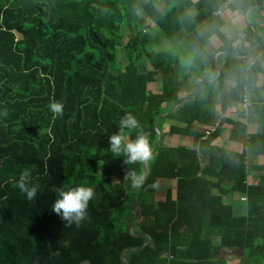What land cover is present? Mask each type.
Masks as SVG:
<instances>
[{"label": "trees", "instance_id": "trees-1", "mask_svg": "<svg viewBox=\"0 0 264 264\" xmlns=\"http://www.w3.org/2000/svg\"><path fill=\"white\" fill-rule=\"evenodd\" d=\"M155 1L0 0V264H124V249L128 264H228L222 249L242 250L236 264H264V175L247 183L245 149L211 147L221 127L231 126L232 140L245 133V146L264 154V134L249 130L253 115L264 126V55L248 69L264 48L246 60L218 56L221 74L208 83L217 76L216 52H241L222 37L224 21L215 15L225 0H162L163 10ZM263 4L242 0L240 11ZM131 28L135 32L126 35ZM247 28L243 56L264 43ZM214 37L222 44L212 47ZM165 41L170 46L161 48ZM192 79H204L195 84L196 98L175 110L174 120L185 126L169 132L192 137L193 147H164L162 132L148 160L149 174L134 192V179L145 174L144 160L126 162L123 152L111 150L108 137L123 131L135 140L143 131L152 146L157 118L193 96ZM244 89L252 102L246 122L241 110L232 121L212 109L202 122L201 108L215 90L223 114L240 104ZM53 101L63 104V115L51 111ZM126 113L135 116L138 128L121 129ZM194 121L218 123L219 129L203 139L205 131H196ZM201 156L208 159L204 166ZM29 166L40 185L32 201L17 187ZM162 180H176L175 193L167 189L156 201ZM79 184L94 186L95 193L89 218L69 226L51 210L55 189ZM238 195L245 199L244 211L222 201Z\"/></svg>", "mask_w": 264, "mask_h": 264}, {"label": "crops", "instance_id": "crops-1", "mask_svg": "<svg viewBox=\"0 0 264 264\" xmlns=\"http://www.w3.org/2000/svg\"><path fill=\"white\" fill-rule=\"evenodd\" d=\"M241 2L242 0L235 2L234 4L225 8L221 14V18L224 21V25L221 28V33L223 35L222 37L232 42V45H231L232 48L234 47L236 50H239L238 48L240 47L241 52L239 54L231 53L232 55L237 56V57H244L243 54H245L246 51H248L246 47V43L242 42L244 41V39L245 40L249 39V35L247 33L248 25H251L255 29L256 33L261 38H263L261 35H264V9L259 8V10H255L256 8L254 9L250 7L245 12H242L240 11ZM210 44L212 47H215V46L221 45L222 41H220L217 37H214L212 38ZM260 59H261L260 57H256L255 61L256 60L258 61ZM258 75L260 76V74ZM192 81L193 79L189 81V89H192V86L194 84V82L192 84ZM207 81H210V80H207ZM208 83H212V82H208ZM230 87H231L230 84L227 85L226 91L230 90ZM207 89L205 90V92H207ZM184 95L185 93L181 94L180 96L182 97ZM207 103L208 104L204 105L201 108V118L200 119L202 120V122L204 120V117H206V115L209 114V111L211 109L214 111H218V113L221 114L222 118H226L232 121H237L238 118L240 119V115H239L240 109L238 107L239 106L238 104L237 106L229 107L226 110V112L222 114L221 106H220V97H219V94L216 92V90L213 92L212 96L209 99V102ZM257 117H258L257 115H253L252 121H249V124H252V127L249 130L250 132H253V133L255 132L259 134H264V126L260 124V122H257L259 121ZM250 119H251V116H250ZM168 120H169L167 121L168 123H165V124L163 123L164 139L162 141V145L164 147H173V148H176V147H184L187 149L192 148L194 145L192 137L185 136V135H179V134H171L169 132V129L171 127H181L182 128L185 126V124L182 122L176 121V120H170V119ZM216 124L218 123L211 125V124H202L201 122H198V121L193 122V126H194V129H196V131H205L207 129L208 130L214 129L215 131L216 128L219 129L218 127L215 128ZM231 128H232L231 126L229 128L228 126H222L221 130H219L220 133L215 138H213L211 142V147H218V148L223 147L224 149H228L230 151H234L237 153H240V152L242 153L243 149H245L246 160H247V157H250L251 159H254V160H251L252 163H256V162L258 163L257 167L254 164L250 165L248 164V162L246 163L247 181L252 180L253 177L264 175V174L257 175V173H252V172L258 171L260 165L264 163V154H261V155L254 154V152H252V147L248 143L245 146V141L247 138V135H245V133H242V132L239 133L236 139L232 140ZM225 143H227V145ZM201 160H202L203 166L208 163L207 157L201 156ZM199 176L200 174L198 175V177ZM175 188H176V180L159 181L157 184L156 193H155L156 201H160L161 200L160 197L164 199L167 189H171L172 195H174ZM218 193L219 192L217 189H213V194L217 195ZM233 197L237 198L241 196L238 195V196H233ZM231 199L225 198V200L222 199V201L225 203H232ZM232 205L237 207L235 208L236 211H239L237 210L238 207H243L241 206V204H238V203H232Z\"/></svg>", "mask_w": 264, "mask_h": 264}, {"label": "clouds", "instance_id": "clouds-1", "mask_svg": "<svg viewBox=\"0 0 264 264\" xmlns=\"http://www.w3.org/2000/svg\"><path fill=\"white\" fill-rule=\"evenodd\" d=\"M49 107L54 114L63 115V104L61 102L53 101ZM2 114L7 115V110L5 109ZM120 126L122 130L125 128H138L139 122L133 114L126 113L120 118ZM108 141L111 150L117 154L123 152L128 163L152 158L149 137L143 131L137 135L135 140H128L124 132L121 131L110 135ZM33 167H24L17 181L19 191L29 201L34 200L40 191L39 183L33 182ZM129 175L134 177L135 173H129ZM136 183L138 184L139 181H136ZM55 191L58 196L54 200L51 210L59 215L67 225L81 226L82 222L89 218V201L94 197V186L79 184L66 189L56 188ZM241 198L239 197V201L243 202Z\"/></svg>", "mask_w": 264, "mask_h": 264}, {"label": "rangeland", "instance_id": "rangeland-1", "mask_svg": "<svg viewBox=\"0 0 264 264\" xmlns=\"http://www.w3.org/2000/svg\"><path fill=\"white\" fill-rule=\"evenodd\" d=\"M143 2L147 1V0H142ZM192 1H195V0H192ZM155 4L157 6V8L159 10H163L164 9V3L162 2V0H157L155 1ZM140 15H143V13L140 11L139 12ZM147 19V22H149V19ZM125 29V28H124ZM126 32V35H130L132 33H134V29L131 28V29H126L124 30ZM157 31V28L156 27H153V29L150 31L152 34H154L155 32ZM236 40V39H235ZM168 46H170V44L165 41L164 44L161 45V48H168ZM264 55V52L261 53V55H259V57L261 58L262 56ZM119 63L124 66L126 64V59H125V56H124V53L122 50H120V54H119ZM149 89L153 92V93H158V90H157V85L156 84H150L149 85ZM176 104H174L170 110L167 112V114L172 110V108L175 106ZM176 110V109H175ZM164 115V114H163ZM177 112H173L170 116L164 118L161 120V132H163V123H168L167 121H169L168 119L170 120H174L175 118H177ZM164 133V132H163ZM163 133H162V136H163ZM164 139V138H163ZM221 143V142H220ZM227 145V143H225ZM251 146V145H250ZM226 147V146H225ZM251 160H254V159H251L250 157H247V160H246V163L248 162V164L250 165H255L256 167L258 166V163H252ZM252 173H257V175H260V174H264V163L260 165L259 167V170L258 171H255V172H252ZM249 180V179H248ZM247 183H252V180H249L247 181ZM161 187V186H159ZM158 192V191H157ZM160 197V196H159ZM161 200L162 197H160ZM226 197H223V200H225ZM239 197H233L231 200H232V203H238V204H241V206H244L245 202H240L239 200ZM132 207L135 209V205H132ZM244 208L245 207H238L239 210L243 209L244 211ZM237 213V212H236ZM215 244L217 245L218 244V241L216 240L215 241ZM220 257L225 259L226 262L228 264H236L238 263L241 259H242V250L241 249H222L221 250V253H220Z\"/></svg>", "mask_w": 264, "mask_h": 264}, {"label": "water", "instance_id": "water-1", "mask_svg": "<svg viewBox=\"0 0 264 264\" xmlns=\"http://www.w3.org/2000/svg\"><path fill=\"white\" fill-rule=\"evenodd\" d=\"M263 5H264V4H263ZM257 6H259V5H257ZM261 36L263 37V40H264V35H261ZM263 48H264V43L262 44V46H261L259 49H257V50L254 51L253 53H251V54H249V55H247V56H244V57H237V56H234V55H232L231 53H229L228 51H225V50H221V51L216 52V53L214 54V56H213V61H214L215 66L217 67V76H216L215 79L210 80V81H207V82H214V81L220 76V74H221V67H220V65H219L218 62H217V57H218L219 55H229V56H231V57H233V58H237V59H245V60H246V59H249V58H251V57L257 55L258 53H260V52L262 51ZM197 81H204V79H197V80L194 81V84H193V96H192V97H189V98H186V99H182V100H180L179 102L176 103V105L172 108V110H171L168 114L166 113V114L161 115V116H159V117L157 118V120H156V124H155V128H156V132H157L158 138H157L156 142L151 146V149H150V150H151L152 153H153L154 149L157 147V145L159 144V142L162 140V132H161V130H160L159 122H160L162 119H164V118L170 116V115L175 111V109H176L178 106H180L181 104H183L184 102H186V101H190V100H194V99L196 98V86H195V84H196ZM143 166H144V168H145V174H144L143 176H139V177H136V178L134 179V192H136V190H137V184H136V181H138L140 178L146 177V176L149 174V172H148V160H144V161H143ZM140 219H141V208H139V215H138V218H137V220H136L135 223H138V222L140 221ZM135 223H133V224L131 225V227L129 228V232H130L132 235H134V234H133V227H134ZM151 241H152V239L149 237V238H148V239L142 244V246L140 247V249L143 248L144 246H146L147 244H149ZM127 250H128V249H124V250L121 252V259L123 260L124 264H128L127 261H126L125 258H124V253H125Z\"/></svg>", "mask_w": 264, "mask_h": 264}, {"label": "built area", "instance_id": "built-area-1", "mask_svg": "<svg viewBox=\"0 0 264 264\" xmlns=\"http://www.w3.org/2000/svg\"><path fill=\"white\" fill-rule=\"evenodd\" d=\"M237 1H240V0H225L223 5L215 12V15H220L225 8L229 7L230 5L234 4ZM16 38L19 39L20 38V34L16 33ZM254 64H255V59H252L248 63V69L253 67ZM238 105H239L238 107H240L239 109L243 112L242 122H246L247 121L246 120L247 112H248L249 108L252 105V102H251V99H250V94H249V91L247 89H244L243 98H242L240 104H238ZM217 126H218V124H216L215 128ZM213 131H214V129L205 130V135H204L203 139H205ZM241 200L244 201L245 199L241 198Z\"/></svg>", "mask_w": 264, "mask_h": 264}]
</instances>
